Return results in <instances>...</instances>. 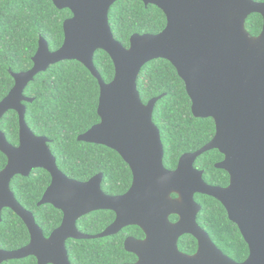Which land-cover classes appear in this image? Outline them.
Returning a JSON list of instances; mask_svg holds the SVG:
<instances>
[{"label": "water", "instance_id": "1", "mask_svg": "<svg viewBox=\"0 0 264 264\" xmlns=\"http://www.w3.org/2000/svg\"><path fill=\"white\" fill-rule=\"evenodd\" d=\"M58 10L72 17L63 23L64 41L55 52L39 38L32 68L11 73L14 86L0 102V120L9 112L18 115L19 143L12 146L0 131V152L7 164L0 171V222L3 209L11 210L30 236L27 246L12 252L0 250V264L34 257L38 264H70L67 240L101 239L129 226L140 228L145 238H127L124 249L133 264H264V2L252 0H141L166 17L165 28L156 35H132L126 49L109 25L108 13L119 0H51ZM258 14L261 33L251 37L246 19ZM105 52L114 66V78L105 83L93 65L94 54ZM169 62L183 81L198 119H212L213 138L198 151L184 154L174 171L163 165L160 132L152 121L155 104L163 97L141 102L137 77L154 60ZM63 61L82 64L97 80L99 123L78 136L77 141L115 151L129 167L130 189L120 196L101 190L99 174L87 182L67 178L57 167L49 140L35 136L25 122L23 93L34 77ZM217 150L224 159L215 165L229 175L222 188L204 182L194 168L198 157ZM51 178L38 206L51 205L62 215L61 225L48 239L32 213L10 191L15 176L28 177L33 170ZM218 201L246 243L249 255L236 263L224 255L197 224L201 207L195 195ZM175 196L172 197V196ZM111 211L114 222L98 235L78 231L77 221L93 212ZM176 216L175 223L169 218ZM184 235L197 242L194 255L178 250Z\"/></svg>", "mask_w": 264, "mask_h": 264}, {"label": "trees", "instance_id": "2", "mask_svg": "<svg viewBox=\"0 0 264 264\" xmlns=\"http://www.w3.org/2000/svg\"><path fill=\"white\" fill-rule=\"evenodd\" d=\"M263 3L264 0H252ZM69 10H58L51 0H0V102L14 86L11 73L18 74L32 68V59L39 38L48 44L50 52L63 44V23L70 19ZM114 39L124 48L129 47L132 35L159 34L166 26V17L157 7L144 6L141 0H119L108 13ZM263 19L250 15L245 30L251 37L261 33ZM93 65L105 83L114 78V66L103 51L94 54ZM137 90L141 102L163 97L154 106L152 121L160 132L164 149L163 165L174 171L184 154L198 151L213 138L215 125L212 119H198L191 113V101L183 81L174 67L165 60H154L144 65L138 74ZM31 103H23L25 122L35 136L49 140L48 147L56 159L58 169L69 179L87 182L101 175V190L108 196H120L131 187L129 167L113 150L104 146L78 142V136L99 123L97 114L99 85L89 71L76 61H63L37 74L23 93ZM0 131L9 144L19 143L18 115L7 112L0 120ZM223 160L217 150L198 157L194 168L203 172V180L211 186L225 188L229 175L215 168ZM7 164L0 152V171ZM51 182L50 175L41 169L33 170L28 177L15 176L10 191L26 211L32 213L38 227L47 238L62 222V213L50 205L37 206ZM201 207L197 224L213 244L236 263L244 262L249 250L237 226L229 221L223 206L215 199L195 195ZM0 222V250L14 251L29 243L24 223L11 210L4 209ZM111 211H98L80 218L77 229L83 234L96 235L113 223ZM175 216L170 217L175 222ZM127 237L144 239L136 226L126 227L113 236L91 240H69L66 243L72 264H132L133 254L124 250ZM178 250L185 255L197 251L196 240L184 235L178 240ZM2 264H37L33 257L10 260Z\"/></svg>", "mask_w": 264, "mask_h": 264}, {"label": "flooded vegetation", "instance_id": "3", "mask_svg": "<svg viewBox=\"0 0 264 264\" xmlns=\"http://www.w3.org/2000/svg\"><path fill=\"white\" fill-rule=\"evenodd\" d=\"M223 159H224V157H223ZM172 197L175 198L174 195H173ZM39 202H40V201H39ZM39 202H38V203H39ZM46 205H48V204H46ZM37 206H38V205H37ZM50 206H51V205H50ZM52 207H53V206H52ZM53 208H54V207H53ZM3 210H4V209H3ZM3 210H2V211H3ZM56 210H57V209H56ZM58 211H59V210H58ZM97 212H98V211H97ZM1 213H2V212H1ZM114 215H115V214H114ZM175 217H176V216H175ZM62 218H63V215H62ZM176 218H177V217H176ZM1 220H2V218H1ZM114 220H115V219H114ZM169 220H170V218H169ZM177 220H178V218H177ZM177 220H176V221H177ZM176 221H175V222H176ZM113 222H114V221H113ZM170 222H171V221H170ZM175 222H172V223H175ZM60 225H61V224H60ZM60 225H59V226H60ZM76 227H77V226H76ZM129 227H130V226H129ZM57 228H58V227H57ZM57 228H56V229H57ZM54 230H55V229H54ZM54 230H53V231H54ZM122 230H123V229H122ZM41 231H42V230H41ZM53 231H52V232H53ZM78 231H79V230H78ZM42 232H43V231H42ZM52 232H51V233H52ZM79 232H80V231H79ZM142 232H143V231H142ZM51 233H50V235H51ZM80 233H81V232H80ZM101 233H102V232H101ZM28 234H29V233H28ZM82 234H83V233H82ZM99 234H100V233H99ZM143 234H144V233H143ZM43 235H44V234H43ZM50 235H49V236H50ZM85 235H89V234H85ZM96 235H98V234H96ZM49 236H48L47 238H46L45 236H44V237H45L46 239H48ZM91 236H93V235H91ZM127 238H133V237H127ZM127 238H126V239H127ZM144 238H145V235H144ZM126 239H125V240H126ZM134 239H135V238H134ZM70 240H71V239H70ZM137 240H142V239H137ZM67 241H69V240H67ZM67 241H66V243H67ZM29 242H30V236H29ZM124 242H125V241H124ZM28 244H29V243H28ZM28 244H27V245H28ZM27 245H26V246H27ZM24 247H25V246H24ZM22 248H23V247H22ZM20 249H21V248H20ZM18 250H19V249H18ZM66 250H67V248H66ZM124 250H125V249H124ZM1 251H4V250H1ZM14 251H16V250H14ZM6 252H12V251H6ZM67 253H68V252H67ZM27 258H28V257H27ZM33 258H34V257H33ZM34 259H35V258H34ZM68 259H69V257H68ZM136 259H137V258H136ZM35 260H36V259H35ZM136 261H137V260H136ZM5 262H6V261H5ZM36 262H37V260H36ZM69 262H70V260H69ZM134 263H135V262H134ZM37 264H38V263H37ZM70 264H72V263L70 262ZM132 264H133V263H132Z\"/></svg>", "mask_w": 264, "mask_h": 264}]
</instances>
